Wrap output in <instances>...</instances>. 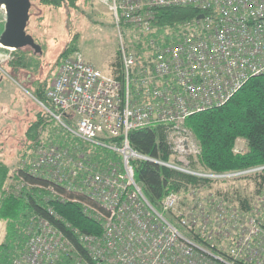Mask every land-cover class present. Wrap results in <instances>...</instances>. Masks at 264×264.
<instances>
[{
	"label": "built area",
	"instance_id": "1",
	"mask_svg": "<svg viewBox=\"0 0 264 264\" xmlns=\"http://www.w3.org/2000/svg\"><path fill=\"white\" fill-rule=\"evenodd\" d=\"M94 1L108 9L118 31L122 80L74 54L61 62L47 91L49 104L38 102L77 142L118 158L97 169V162L81 159L78 143L68 153L44 142L15 166L12 178L44 190L46 200L80 204L103 234L82 233L68 224L82 250L50 220L33 215L25 248L13 264H55L63 257L72 264H264L263 201L250 212L233 209L225 216L213 205L224 201L193 203L191 190L185 200L170 193L158 210L136 181L133 165L154 162L210 181L264 169L219 173L193 167L200 147L186 125L190 116L226 104L251 78L264 74V0ZM186 6L204 17L179 24L182 35L170 45L151 40L155 55L138 64L121 23L137 36L151 31L157 9ZM1 13L5 23L3 5ZM13 51L0 43V64ZM155 126L165 134L170 160L131 147V131ZM22 173L45 186L28 182Z\"/></svg>",
	"mask_w": 264,
	"mask_h": 264
},
{
	"label": "trees",
	"instance_id": "2",
	"mask_svg": "<svg viewBox=\"0 0 264 264\" xmlns=\"http://www.w3.org/2000/svg\"><path fill=\"white\" fill-rule=\"evenodd\" d=\"M42 6L55 9L65 8L67 10L80 11L81 4L88 0H39ZM201 10L192 6L159 8L155 12V19L151 31L148 33H134L130 36L129 45L136 54L138 64H147V58H152L155 53L150 45L155 40L159 45H170L178 40L182 33L178 25L195 19L201 14ZM132 26L121 23V28ZM132 42V44H130ZM80 34H75L69 41L66 48L60 55V61L78 54ZM14 50L15 58L6 65L28 70L32 64L31 51L19 52ZM14 57V53H13ZM117 64V65H116ZM116 78L122 80L120 52L117 50ZM50 85L39 84L34 97L44 104H49L47 91ZM41 106V105H40ZM43 110L38 112L36 121L32 123L26 132L28 138L27 152L21 154L26 157L35 147L37 132L46 125ZM187 127L191 130L201 147L199 161L201 165L212 172H240L264 167V74L251 78L226 104L196 113L186 121ZM77 142L76 137L67 133ZM242 139L247 144V150L235 152L236 142ZM131 147L150 157H157L163 160H170L172 152L167 145L165 134L161 127H148L133 130L129 133ZM80 151L83 153L81 159L86 156L101 165L106 164L109 159H116L118 156L113 151L97 149L93 151L89 146L78 142ZM76 145V144H74ZM74 145L70 146L72 148ZM77 157L78 153L73 152ZM135 179L141 185L148 201L158 210L161 209L163 199L172 192H179L183 183L190 182L197 184L198 179L179 173L167 167L159 166L154 162L134 161ZM11 167L8 162L0 161V221L6 223L5 239L0 245V264H13L23 252L27 236L26 231L29 219L33 215L43 217L51 221L55 226L63 230L76 245L83 250L78 238L68 228V224L78 228L82 233L102 235L101 225L87 217L82 206L77 203H57L53 200L44 199L34 188V193L21 191L4 195V190L9 179ZM25 179L37 185L45 186L46 182L34 180L26 173H22ZM256 184L258 192L264 188V169L257 171L251 177ZM212 181H207L210 183ZM243 205L248 206L249 201L241 200ZM49 208L60 216L56 218L51 214ZM55 264H72V260L63 257Z\"/></svg>",
	"mask_w": 264,
	"mask_h": 264
},
{
	"label": "rangeland",
	"instance_id": "3",
	"mask_svg": "<svg viewBox=\"0 0 264 264\" xmlns=\"http://www.w3.org/2000/svg\"><path fill=\"white\" fill-rule=\"evenodd\" d=\"M3 18L4 15L1 13L0 21ZM4 27L5 23L1 22L0 32H3ZM26 32L34 46L41 48V53L36 52L31 46L19 49V52L31 51L32 64L29 69L18 68L16 70L11 65H6L9 61L14 60V51V57L12 53L10 59L8 58L0 64V161L8 162L11 167L6 184L10 189L7 191L5 188L4 195L17 194L24 190L30 193L35 191L32 187L23 186L18 178L13 179L12 172L15 166L24 159V155L21 156V154L27 152L28 148L26 150L25 147L30 141L26 132L36 121L38 112L42 110L39 100L34 97L37 86L44 83L50 85L56 79L62 62L60 55L72 37L77 33L80 34L78 54L105 73L112 76L117 74L115 64L119 49L118 31L108 9L97 1L88 0L81 4L80 11H74L42 6L39 0H31L30 19ZM122 33L124 42L129 44L130 36L134 30L123 27ZM44 123L46 125L38 130L37 137L33 140L37 143L31 152L37 145L41 146L45 142L48 146H57L59 149L70 153V146L78 142H73L60 124L48 115L44 116ZM246 150V142L239 139L234 151L243 152ZM200 155L201 147L198 160L193 164V167L209 171L201 165ZM83 157L87 158L86 156ZM95 165L97 169L101 167V163L97 162ZM255 172L237 174L213 180L210 183H207L210 180L198 178L197 184L185 181L179 192L172 193H177L185 200L188 199L187 195L190 191L195 190L193 203L198 199L201 203L209 206H211L212 200L224 201L221 204H213L216 214L222 213L228 216L233 209H237L238 213L242 210L250 212L252 206L258 205L261 201L264 202V188L258 192L255 181L251 178ZM78 176L82 177V172L78 173ZM38 192L44 199V193L40 189ZM241 200L249 201V209L248 206L243 205ZM84 214L89 217L86 213ZM169 218L174 222L171 216ZM5 226L6 223L0 221V245L5 239ZM230 242L231 239H227L225 244Z\"/></svg>",
	"mask_w": 264,
	"mask_h": 264
},
{
	"label": "water",
	"instance_id": "4",
	"mask_svg": "<svg viewBox=\"0 0 264 264\" xmlns=\"http://www.w3.org/2000/svg\"><path fill=\"white\" fill-rule=\"evenodd\" d=\"M5 7L6 22L0 37V43L14 50L31 46L41 53L39 46H34L27 35L26 28L30 19L31 0H0V7ZM204 15H199L198 19Z\"/></svg>",
	"mask_w": 264,
	"mask_h": 264
},
{
	"label": "crops",
	"instance_id": "5",
	"mask_svg": "<svg viewBox=\"0 0 264 264\" xmlns=\"http://www.w3.org/2000/svg\"><path fill=\"white\" fill-rule=\"evenodd\" d=\"M1 152V151H0Z\"/></svg>",
	"mask_w": 264,
	"mask_h": 264
}]
</instances>
